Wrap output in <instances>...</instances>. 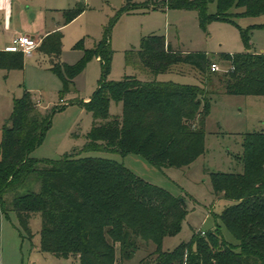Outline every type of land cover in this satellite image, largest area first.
Returning a JSON list of instances; mask_svg holds the SVG:
<instances>
[{"label": "trees", "instance_id": "16d2710c", "mask_svg": "<svg viewBox=\"0 0 264 264\" xmlns=\"http://www.w3.org/2000/svg\"><path fill=\"white\" fill-rule=\"evenodd\" d=\"M210 0H156L126 4L118 11L163 6L195 9L200 24L221 19L239 27L250 46V33L261 24L241 27L235 18L264 15V0H218V13L209 14ZM239 11H232L233 9ZM85 9L78 4L64 12V24ZM63 31L41 38L37 49L56 59L54 70L63 75L59 58L63 52ZM80 40L77 46L81 45ZM102 63L98 89L85 109L92 113L93 126L85 151H106L123 156L136 154L158 169L183 167L206 151V121L211 104L204 86L158 80L163 73L189 66L211 79L214 57L206 52L177 49L166 36H144L139 49L126 53L127 65L145 72L141 79L126 75L109 80L113 50L106 37L94 48L85 49L72 78L90 58ZM230 62L224 74L227 92L264 95V53H221ZM24 53L0 51V67L23 69ZM179 73V72H178ZM64 90L69 89L65 75ZM122 112H111V104ZM64 106L43 108L30 91L15 98L13 111L3 126L0 143V208L9 217L17 213L22 226L30 230L32 218L42 215L43 252L60 258L77 257V264H126L140 249V240L156 245L144 264H264V131L247 132L243 140L242 172H213L214 191L232 202L219 215L236 238L226 240L220 228L196 232L191 240L164 250V239L176 235L188 214L187 199L144 179L123 163L102 157L65 154L60 160L31 156L52 125L55 112ZM38 185V188L36 186ZM119 251V253H118ZM1 264V254H0Z\"/></svg>", "mask_w": 264, "mask_h": 264}, {"label": "rangeland", "instance_id": "374dc122", "mask_svg": "<svg viewBox=\"0 0 264 264\" xmlns=\"http://www.w3.org/2000/svg\"><path fill=\"white\" fill-rule=\"evenodd\" d=\"M78 4L85 6L84 11L62 30L63 52L59 61L63 75L54 70L57 60L38 49L33 56H25L23 69L0 68V143L4 123L13 111L15 98L30 91L43 108L64 106L55 112L45 139L32 151V157L60 160L67 153L81 152L82 157L112 159L172 194L184 196L188 214L181 230L164 239V250H172L188 242L196 232L217 228L221 229L226 240L237 243L219 219L222 211L232 202L215 193L211 174L243 171L244 135L264 131V95L227 92L223 76L229 72L231 63L223 62L219 57L226 52L264 53V26L252 29L250 46L247 47L239 27L234 23L213 19L207 22L204 29L200 24L199 11L195 9L167 8L162 4L158 8L132 9L118 17V11L126 0H30L22 4L25 15L18 20L21 23L18 30H3L0 24V50L20 35H42L54 31L50 30L53 25L62 22V15L57 10L75 8ZM218 11V0H210L207 12L217 14ZM232 11L239 10L234 8ZM235 21L243 28L264 25V15L238 17ZM151 34L166 36L167 41L177 49L206 52L220 65L211 79L183 65L174 72L157 77L162 81L202 85L208 93L211 110L206 121V151L188 166L158 169L136 154L123 156L114 152L83 150L93 126L92 113L85 109L83 102L98 89L102 63L93 56L72 78L70 67L80 63L85 49L94 48L107 37L113 50L108 79L118 81L126 75L145 79L148 76L145 72L127 65L126 53L139 49L142 38ZM36 39L41 40L38 36ZM80 40L83 42L77 46ZM64 75L72 79L66 91H63ZM111 112L121 113L122 105L112 102ZM42 225L41 213L32 218L30 230L21 225L17 213L10 212L9 217L4 216L0 228L1 264H77V257L60 258L40 249ZM155 248L153 242L140 240V249L126 264H142L141 260H149Z\"/></svg>", "mask_w": 264, "mask_h": 264}, {"label": "crops", "instance_id": "0c3cea01", "mask_svg": "<svg viewBox=\"0 0 264 264\" xmlns=\"http://www.w3.org/2000/svg\"><path fill=\"white\" fill-rule=\"evenodd\" d=\"M30 0H0V24L3 26V30H18L20 27L21 23L18 21L20 18H23L25 15V11L22 7L23 3H29ZM71 9V8H68ZM68 9L65 10H57V13L60 12V15H62V22H56V24L53 25V27L50 30H63V28L67 25L64 24V12ZM53 32V31H50ZM48 32V33H50ZM48 33L42 34V35H31L36 38V36L43 38L46 36ZM30 35V34H28ZM17 39V38H16ZM16 39L13 42L8 43L5 45V49H1L0 51H8V52H17L20 51L18 49ZM170 42V41H169ZM37 48L33 51L32 54H25L24 56H33L35 54V51ZM25 62V60H24ZM1 68V67H0ZM3 68V67H2ZM91 96L86 98V101L90 99ZM39 105H42L39 100H37ZM45 107V106H44ZM5 215L2 213L1 208H0V228L2 225V218Z\"/></svg>", "mask_w": 264, "mask_h": 264}, {"label": "built area", "instance_id": "2783aa9c", "mask_svg": "<svg viewBox=\"0 0 264 264\" xmlns=\"http://www.w3.org/2000/svg\"><path fill=\"white\" fill-rule=\"evenodd\" d=\"M16 43H17L19 50L29 55V54H32L33 51L38 47V45L40 44V41H38L35 37L31 35H20L16 39ZM211 69L214 72L218 71L220 69V65L217 62H214L211 66Z\"/></svg>", "mask_w": 264, "mask_h": 264}]
</instances>
